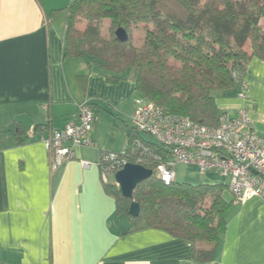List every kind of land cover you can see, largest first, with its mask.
Returning <instances> with one entry per match:
<instances>
[{
    "label": "crops",
    "instance_id": "crops-1",
    "mask_svg": "<svg viewBox=\"0 0 264 264\" xmlns=\"http://www.w3.org/2000/svg\"><path fill=\"white\" fill-rule=\"evenodd\" d=\"M74 1L0 0V264H264V194L233 203L210 263L194 259L190 241L119 214L98 162L103 152L123 151L141 95L129 68L65 55ZM244 81L246 100L237 97L240 84L212 95L223 113L246 108L264 137V60L250 61ZM85 103L96 115L92 145L52 171L44 141ZM175 172L178 183L226 186L233 201L228 177L195 165Z\"/></svg>",
    "mask_w": 264,
    "mask_h": 264
},
{
    "label": "trees",
    "instance_id": "trees-1",
    "mask_svg": "<svg viewBox=\"0 0 264 264\" xmlns=\"http://www.w3.org/2000/svg\"><path fill=\"white\" fill-rule=\"evenodd\" d=\"M66 11V56L96 58L111 71L131 67L141 96L170 115L202 124L216 125L223 114L212 92L232 89L234 73L244 79L253 58L264 60V0H75ZM105 21L111 29H125L129 40L122 43L111 31L104 33ZM140 26L145 31L141 46L130 38ZM140 134L132 129L124 155L154 172L156 157L167 149L146 143ZM134 140L148 149L141 161V149L131 147ZM105 189L116 199L119 214L136 227L190 241L197 262L216 259L225 214L234 203L225 198L226 186L176 180L166 185L153 173L134 191L141 208L137 218L130 215L132 201L122 196L113 177Z\"/></svg>",
    "mask_w": 264,
    "mask_h": 264
},
{
    "label": "built area",
    "instance_id": "built-area-1",
    "mask_svg": "<svg viewBox=\"0 0 264 264\" xmlns=\"http://www.w3.org/2000/svg\"><path fill=\"white\" fill-rule=\"evenodd\" d=\"M233 80L241 86L237 97L246 100L248 85L237 73L233 74ZM135 104L132 129L155 138L167 149L165 156L156 157L153 173L158 180L170 185L176 180L178 165H195L201 174L215 172L228 177V189L236 205L264 194V137L256 131L246 108L238 110L235 116L223 113L216 125H207L188 117L170 115L143 96H139ZM95 122L92 106L85 103L79 106L76 120L69 121L44 141L52 171L73 159L75 149L92 145L90 135ZM131 147L141 149L138 161L148 154L139 140H134ZM125 150L127 144L121 152L100 155L98 165L104 183L111 177L115 180L116 173L129 163ZM82 164L90 165L88 162Z\"/></svg>",
    "mask_w": 264,
    "mask_h": 264
},
{
    "label": "water",
    "instance_id": "water-1",
    "mask_svg": "<svg viewBox=\"0 0 264 264\" xmlns=\"http://www.w3.org/2000/svg\"><path fill=\"white\" fill-rule=\"evenodd\" d=\"M115 38L122 43L129 40V35L123 28L115 31ZM153 176V171L140 164L128 163L125 167L116 173L115 181L119 186L122 196L131 200L129 213L132 217L137 218L140 215V205L134 201V191L137 186Z\"/></svg>",
    "mask_w": 264,
    "mask_h": 264
},
{
    "label": "rangeland",
    "instance_id": "rangeland-1",
    "mask_svg": "<svg viewBox=\"0 0 264 264\" xmlns=\"http://www.w3.org/2000/svg\"><path fill=\"white\" fill-rule=\"evenodd\" d=\"M86 24H82L81 28H84ZM103 31L104 33H107L108 31H111V33L114 35L115 37V31L116 29H111V26L109 24V21H105L103 23ZM136 44H138L139 46L144 44V40H145V31L144 28L142 26H140L139 28L135 29L130 37ZM245 49L249 50V44L245 46ZM110 56V54H108ZM107 55V56H108ZM115 70H119L120 66L118 64H116L114 66ZM128 71H131L134 73V69L133 68H129ZM141 138L143 141H145L146 143H151V144H155L157 143L156 139L146 135V134H140ZM226 200H228L230 198V196L227 194L225 195Z\"/></svg>",
    "mask_w": 264,
    "mask_h": 264
}]
</instances>
